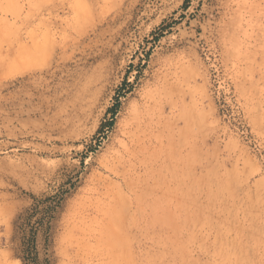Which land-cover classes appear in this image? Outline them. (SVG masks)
Wrapping results in <instances>:
<instances>
[{"label":"rangeland","instance_id":"rangeland-1","mask_svg":"<svg viewBox=\"0 0 264 264\" xmlns=\"http://www.w3.org/2000/svg\"><path fill=\"white\" fill-rule=\"evenodd\" d=\"M264 264V0H0V264Z\"/></svg>","mask_w":264,"mask_h":264},{"label":"trees","instance_id":"trees-1","mask_svg":"<svg viewBox=\"0 0 264 264\" xmlns=\"http://www.w3.org/2000/svg\"><path fill=\"white\" fill-rule=\"evenodd\" d=\"M22 260L24 261L25 264H32L33 261H35V257H33V253H31V246H34V241L28 240L22 243Z\"/></svg>","mask_w":264,"mask_h":264}]
</instances>
